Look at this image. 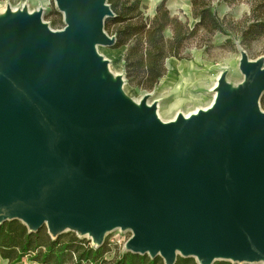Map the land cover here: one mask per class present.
Wrapping results in <instances>:
<instances>
[{
    "label": "water",
    "instance_id": "95a60500",
    "mask_svg": "<svg viewBox=\"0 0 264 264\" xmlns=\"http://www.w3.org/2000/svg\"><path fill=\"white\" fill-rule=\"evenodd\" d=\"M63 29L25 7L0 15V225L95 248L197 264H264V57L221 73L206 110L161 122L157 101L122 91L107 0H54Z\"/></svg>",
    "mask_w": 264,
    "mask_h": 264
},
{
    "label": "trees",
    "instance_id": "16d2710c",
    "mask_svg": "<svg viewBox=\"0 0 264 264\" xmlns=\"http://www.w3.org/2000/svg\"><path fill=\"white\" fill-rule=\"evenodd\" d=\"M230 5L238 0H222ZM115 17L104 21V30L116 38L114 49L125 48L122 67L124 79L142 90L154 88L165 74L164 62L178 58L185 43L200 29L209 33H222L239 37L241 44L257 40L264 34V0L254 2L252 18L239 28L236 35L224 21L217 17L211 0H190L193 17L197 23L190 30L187 25L171 17L161 1L152 19H145L141 0H107ZM57 26L56 23H52ZM61 28L64 27L60 23ZM170 31V37L165 32ZM110 246L104 243L95 248L91 241L77 238L73 233L61 235L52 241L46 229L29 234L19 221H6L0 225V264H163L160 257L132 255L123 252L120 257L108 259ZM175 264H197L193 259L178 258ZM213 264H231L228 261Z\"/></svg>",
    "mask_w": 264,
    "mask_h": 264
},
{
    "label": "rangeland",
    "instance_id": "374dc122",
    "mask_svg": "<svg viewBox=\"0 0 264 264\" xmlns=\"http://www.w3.org/2000/svg\"><path fill=\"white\" fill-rule=\"evenodd\" d=\"M161 1H165V7L169 10L171 17H176L190 30L195 27L197 21L193 17L190 0H141L145 19L154 17L156 7ZM259 1L238 0L228 5L222 0H211V6L217 17L222 19L226 27L237 35L239 32L237 30L252 18L254 2ZM6 7H9L12 12L22 7H25L29 13L40 9L43 11L42 21L47 23L52 30L63 29L59 25L63 24L62 14L56 11L54 0H0V15ZM53 22L57 26H53ZM165 37H170V31L165 32ZM113 47H99L97 52L108 61L109 71L113 76L118 74L123 76L124 95L135 103H139L144 96L150 95L148 103L157 101L158 118L162 122H167L172 120L177 113L190 115L195 111L206 109L214 99V87L221 73H225L226 81L232 87L241 83L243 78L238 64L241 53L245 52L251 61L264 57V34L257 40L243 45L239 37L223 35L220 32L209 33L207 29L200 28L182 47L178 58L165 60V74L150 90H142L125 81L124 67H122L125 48L114 49ZM259 106L264 112V93ZM130 236V232L121 233L118 230L108 234L104 240L111 248L107 260L120 257L124 252V244ZM81 239L89 241L87 237Z\"/></svg>",
    "mask_w": 264,
    "mask_h": 264
},
{
    "label": "crops",
    "instance_id": "0c3cea01",
    "mask_svg": "<svg viewBox=\"0 0 264 264\" xmlns=\"http://www.w3.org/2000/svg\"><path fill=\"white\" fill-rule=\"evenodd\" d=\"M19 264H28V262L25 259H23L22 262Z\"/></svg>",
    "mask_w": 264,
    "mask_h": 264
},
{
    "label": "bare ground",
    "instance_id": "6f19581e",
    "mask_svg": "<svg viewBox=\"0 0 264 264\" xmlns=\"http://www.w3.org/2000/svg\"><path fill=\"white\" fill-rule=\"evenodd\" d=\"M206 110V109H204ZM197 111L193 112V113H196ZM191 115V114H190ZM189 115H184V117H188ZM174 119V118H173ZM162 122V121H161ZM164 122V121H163Z\"/></svg>",
    "mask_w": 264,
    "mask_h": 264
}]
</instances>
